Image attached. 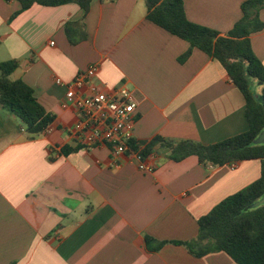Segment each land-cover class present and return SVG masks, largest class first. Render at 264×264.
I'll use <instances>...</instances> for the list:
<instances>
[{
  "label": "crops",
  "instance_id": "0c3cea01",
  "mask_svg": "<svg viewBox=\"0 0 264 264\" xmlns=\"http://www.w3.org/2000/svg\"><path fill=\"white\" fill-rule=\"evenodd\" d=\"M183 1L190 21L225 35L246 0ZM21 8L0 0V62L19 61L11 78L30 85L56 119L32 136L0 105V264H237L225 252L197 257L173 243L152 252L145 238L195 239L201 217L260 178L261 160L204 166L157 146L155 172H142L128 154L71 139L78 114L62 107L66 89L57 83L97 64L86 91H132L135 142L210 145L249 130L246 99L222 64L199 49L181 62L189 43L150 22L146 0H92L87 15L76 3L35 4L13 17ZM82 20L66 33V23ZM251 43L264 64V29Z\"/></svg>",
  "mask_w": 264,
  "mask_h": 264
},
{
  "label": "trees",
  "instance_id": "16d2710c",
  "mask_svg": "<svg viewBox=\"0 0 264 264\" xmlns=\"http://www.w3.org/2000/svg\"><path fill=\"white\" fill-rule=\"evenodd\" d=\"M21 10L33 5L55 7L69 3L78 4L90 11L92 0H17ZM147 19L168 33L189 43V50L180 58L184 62L194 49H199L218 60L246 99V117L249 130L205 145L193 140H173L157 136L150 142H130V148L148 156L157 146L167 151L168 158L180 162L197 156L204 166L222 167L248 160H261V176L247 187L225 198L207 215L198 220L199 231L189 241H157L146 236L148 250L159 251L165 244L185 246L197 257L213 252L227 253L237 264H264V204L253 205L264 197V143H256L264 131V64L255 54L251 36L264 29L260 11L264 0H246L241 9L243 16L233 29L223 35L215 29L190 21L183 0H146ZM81 22H68L64 30ZM75 41H72L74 43ZM17 60L0 62V105L15 115L32 136L45 133L56 116L38 101L35 90L23 80H13L11 75L19 68ZM257 80L261 94L253 88ZM80 148L65 147L67 154Z\"/></svg>",
  "mask_w": 264,
  "mask_h": 264
},
{
  "label": "built area",
  "instance_id": "2783aa9c",
  "mask_svg": "<svg viewBox=\"0 0 264 264\" xmlns=\"http://www.w3.org/2000/svg\"><path fill=\"white\" fill-rule=\"evenodd\" d=\"M54 44L51 42V45ZM99 71V65L94 64L80 72L71 82L57 80V83L66 89L62 107L73 108L78 114L77 123L69 130L71 139L85 148L111 147L115 158L128 154L137 161L140 171L155 172L154 155L145 156L130 148L137 121L132 91L127 86L112 92L86 91L88 84ZM229 166L236 169L238 163Z\"/></svg>",
  "mask_w": 264,
  "mask_h": 264
},
{
  "label": "water",
  "instance_id": "95a60500",
  "mask_svg": "<svg viewBox=\"0 0 264 264\" xmlns=\"http://www.w3.org/2000/svg\"><path fill=\"white\" fill-rule=\"evenodd\" d=\"M256 143H258V144L264 143V131L259 135V137L256 140ZM262 204H264V197L261 200H259L258 202H256L253 205V207H257V206H260Z\"/></svg>",
  "mask_w": 264,
  "mask_h": 264
},
{
  "label": "rangeland",
  "instance_id": "374dc122",
  "mask_svg": "<svg viewBox=\"0 0 264 264\" xmlns=\"http://www.w3.org/2000/svg\"><path fill=\"white\" fill-rule=\"evenodd\" d=\"M253 88L257 94H261V86L257 80L254 81Z\"/></svg>",
  "mask_w": 264,
  "mask_h": 264
}]
</instances>
